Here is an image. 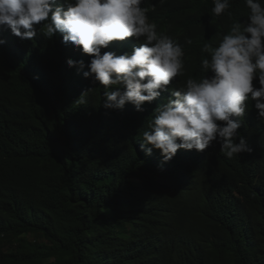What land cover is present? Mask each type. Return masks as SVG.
<instances>
[{"label":"trees","instance_id":"16d2710c","mask_svg":"<svg viewBox=\"0 0 264 264\" xmlns=\"http://www.w3.org/2000/svg\"><path fill=\"white\" fill-rule=\"evenodd\" d=\"M179 2L180 20L201 23L184 84L206 75L202 45L216 47L249 9L230 0L217 17L213 0ZM53 47L39 87L35 53L25 77L9 68L10 47L0 49V264H264V125L242 128L250 153L181 149L153 167L137 147L154 107L130 117L106 109L97 86L85 93L91 83L54 90L72 53Z\"/></svg>","mask_w":264,"mask_h":264},{"label":"clouds","instance_id":"9594fccd","mask_svg":"<svg viewBox=\"0 0 264 264\" xmlns=\"http://www.w3.org/2000/svg\"><path fill=\"white\" fill-rule=\"evenodd\" d=\"M245 3L243 21L232 23L216 47L202 45L210 57H201L206 75L189 76L184 84L188 49L199 48L201 23L180 20L179 0H0V49L10 47L16 57L9 53V68L25 77L34 69L21 64L35 53L40 71L32 86L39 87L56 43L72 55L57 65L54 90L91 83L85 93L97 86L94 94L102 92L106 109L130 117L154 107L137 147L153 167L177 161L181 149L203 154L217 148L231 159L253 149L242 128L253 120L264 125V4ZM213 4L217 17L230 8V0ZM25 110L34 112L32 101Z\"/></svg>","mask_w":264,"mask_h":264}]
</instances>
